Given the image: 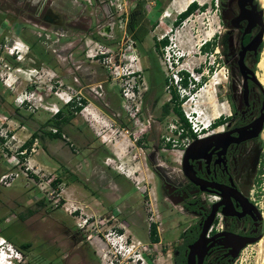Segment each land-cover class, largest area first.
<instances>
[{"label": "rangeland", "instance_id": "374dc122", "mask_svg": "<svg viewBox=\"0 0 264 264\" xmlns=\"http://www.w3.org/2000/svg\"><path fill=\"white\" fill-rule=\"evenodd\" d=\"M215 1L46 0L45 5L63 16L62 26L36 19L37 6L28 2L0 6L1 126L14 135L12 150L31 133L37 137L29 146L34 150L25 153L28 175L19 174L10 187L0 186V240L13 250L3 264H90L88 250L96 264H120L127 231H113L123 223L120 219H111V229L108 223L93 226L89 219L84 221L104 209L89 191L112 207H139L127 215L132 219L157 213L151 195L154 178L145 155L157 135L176 138L168 128L179 121L169 113L158 120V134L140 137L146 123L137 106L146 75L136 70L138 62L150 58L163 76L171 77L170 91L177 92L178 106L192 128L207 130L226 114L228 85L217 44ZM136 3H141L138 33L144 30L143 50L133 46L124 22L125 12ZM181 13L185 15L175 24ZM162 36L168 44L158 49L154 41ZM179 72L186 75L185 86L180 85ZM161 93L162 100L170 94L167 89ZM68 97L84 102L62 127L64 138H49L44 134L52 128L47 122L55 108L71 110L63 103ZM170 153L178 156L176 149ZM7 169L0 153V173ZM130 192L143 193V203L130 205ZM251 196L262 216L261 234L242 249L236 264H264V149ZM77 228L86 251L76 247ZM99 231L107 240L95 253L86 238ZM159 235L164 238L161 226ZM26 242L29 246L19 251Z\"/></svg>", "mask_w": 264, "mask_h": 264}, {"label": "flooded vegetation", "instance_id": "af4514ba", "mask_svg": "<svg viewBox=\"0 0 264 264\" xmlns=\"http://www.w3.org/2000/svg\"><path fill=\"white\" fill-rule=\"evenodd\" d=\"M11 1H17L14 6L26 2L37 6L33 16L43 23L56 26L64 23L63 16L51 5H45L46 0H2L0 6ZM215 6L217 44L228 85L226 114L212 121L207 130L186 133L189 141L185 146L180 142L182 136L168 128L176 138L168 135L166 140V136L159 134L147 148L145 158L154 178L151 195L157 210L155 217L132 219L127 215L137 212L139 207H112L101 200L100 194L89 191L104 209L97 217L90 214L84 221L89 219L93 226L108 223L111 229L114 227L111 219H120L123 223L113 231L119 234L127 231L122 239L120 264H236L242 249L261 234L262 219L251 191L264 149V0H216ZM135 8L136 4L125 12L126 30ZM139 26L140 23L135 24L131 33H138ZM141 43L134 40L133 46L141 49ZM136 70H144L146 75L137 106L138 116L146 123L140 137L146 138L147 134H158V120L174 114L175 105L169 106L173 102L169 83L159 78L156 62L148 58L144 63L138 62ZM163 89L170 92L165 100L161 99ZM73 100L68 97L63 102L71 109L67 113L57 108L60 123L52 127L54 131L50 129L57 139L64 138L62 127L77 111L70 103ZM64 117H68L65 122ZM172 149L178 152L176 158L170 156ZM130 194L133 198L130 205L143 203V193ZM75 224L78 225L77 221ZM76 232V247L86 251L78 228ZM86 239L95 253L97 246L107 240L101 231ZM144 247L147 250L141 252ZM86 256L90 264H96L91 250Z\"/></svg>", "mask_w": 264, "mask_h": 264}, {"label": "trees", "instance_id": "16d2710c", "mask_svg": "<svg viewBox=\"0 0 264 264\" xmlns=\"http://www.w3.org/2000/svg\"><path fill=\"white\" fill-rule=\"evenodd\" d=\"M140 6H141V3H136V8L130 13L129 20L127 22L128 33L132 32L133 27H134L135 24L140 23V21H139V19H140V16H139ZM183 15H185V13H181L178 16V18L175 19L174 23L176 24ZM143 34H144V30L142 32H140V33L133 32V33H131V37L134 40L142 41ZM26 42H27L28 46H32L31 43H29L28 41H26ZM154 44L158 47V49H161V48L165 47L168 44V39H167L166 36H162L161 38H159L156 41H154ZM179 74H180V80H179L180 81V85L185 86L186 83H187L186 75L181 73V72H179ZM159 78H161L163 80V83H167L168 81H171V77L163 76L161 71H159ZM171 96H172L173 102H176V106H174L173 111H174V114L177 117V120L179 121L178 127L181 128V130H182L180 135L183 136L186 133H192L189 122L186 120L185 116L183 115V112L181 111V109L178 106V102L180 101V99L177 98V92L175 91V89L171 90ZM78 99H80V98H78ZM83 102H84V100L80 99L78 101L73 100L70 103H73L75 105V110H79L80 107H81V104ZM59 113H60L59 110H57L53 114V118L48 120L47 123L50 124L52 127H58L59 126L60 121L57 120V117H58ZM67 119H68V117H64L62 121L65 122ZM46 135L49 138H55L56 137L55 134H52L51 130H47L46 131ZM34 137H36L35 132L31 133L30 138L25 140L21 144L20 148L28 147L29 144L34 139ZM1 233H2L4 238L9 239L8 235H6L4 231L1 232ZM28 246H29L28 242L21 244L20 247H19V251H24V249L27 248Z\"/></svg>", "mask_w": 264, "mask_h": 264}, {"label": "built area", "instance_id": "2783aa9c", "mask_svg": "<svg viewBox=\"0 0 264 264\" xmlns=\"http://www.w3.org/2000/svg\"><path fill=\"white\" fill-rule=\"evenodd\" d=\"M13 50H10L9 55H11ZM68 98L64 101L67 102ZM22 99L19 100V103H22ZM57 108H55V113ZM189 121V120H188ZM190 123V122H189ZM2 122H0V153L3 156V159L8 166V169L5 172L0 173V186L3 187H10L11 183L15 181V179L20 175L27 176L28 175V167L24 166L25 162V153L27 152V148H20V146H17L14 150L11 149L10 142L11 139L14 138V135L10 133V130L6 127L1 126ZM191 131L195 134L198 133V130L196 127H193L190 125ZM175 129L178 134L182 132L181 128L178 126L171 128ZM54 131V128L51 129ZM168 136L165 137L167 140ZM189 141V138L186 135H183L180 139L181 145L185 146V144ZM172 142V141H171ZM34 148L31 146L28 150V152H32ZM17 167V170H13V167ZM3 240V238H1ZM101 245H98L97 248ZM113 264V262H112Z\"/></svg>", "mask_w": 264, "mask_h": 264}, {"label": "water", "instance_id": "95a60500", "mask_svg": "<svg viewBox=\"0 0 264 264\" xmlns=\"http://www.w3.org/2000/svg\"><path fill=\"white\" fill-rule=\"evenodd\" d=\"M56 16H57V14H56ZM58 16H59V14H58ZM259 217H260V219H262V216H261L260 214H259ZM258 238H259V236H257V237H255V238L251 239L249 242H254V241H256Z\"/></svg>", "mask_w": 264, "mask_h": 264}, {"label": "bare ground", "instance_id": "6f19581e", "mask_svg": "<svg viewBox=\"0 0 264 264\" xmlns=\"http://www.w3.org/2000/svg\"><path fill=\"white\" fill-rule=\"evenodd\" d=\"M14 48L16 49L17 47H14ZM17 50H18V49H17ZM18 51H19V50H18ZM262 65H263V64H262ZM262 80H263V79H262ZM263 222H264V221H263ZM7 259H8V257H6V256H4V258H2V259L0 258V261H1L0 264H3L2 262L5 261V260H7Z\"/></svg>", "mask_w": 264, "mask_h": 264}]
</instances>
